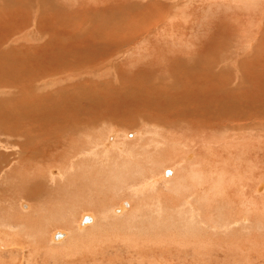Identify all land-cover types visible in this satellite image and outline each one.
<instances>
[{"label":"bare ground","instance_id":"obj_1","mask_svg":"<svg viewBox=\"0 0 264 264\" xmlns=\"http://www.w3.org/2000/svg\"><path fill=\"white\" fill-rule=\"evenodd\" d=\"M65 1L63 0V2H65ZM147 1L148 0L143 1V3L145 2L148 5L147 8L149 7V5L158 4V3H155L154 0H152V1L149 0L148 2ZM177 1H179V0H177ZM177 1H175V2H177ZM207 1L208 0L202 1L204 6H206L208 4V3H206ZM237 1H238L237 3L240 4V5L236 4L235 3L236 0H235L234 4L237 5V8L240 6L242 9V7L244 6L243 8L245 9L247 7L246 9L250 10V12L251 11L257 12L259 10L258 7L260 8V6H261L260 4L262 3L261 0H237ZM19 2H20V0H2V1H0V12L2 11V9H4V7H6V5H7V7H15L19 4ZM22 2H24L27 5L26 8L29 7V9H30V5H32V7L30 9L32 11H33V8H34V10H36L35 9L36 5H38V7H39V5H41L43 8L44 7L46 8V10L44 12L54 11V12H57V14L59 11L63 10V5L65 4V3H62L63 4L62 5L60 0H25V1L22 0L20 4L24 5V3H22ZM135 2L136 3L131 2V3H129V5L135 6L137 4H142L137 0H135ZM72 3H73V1H72ZM231 3H233V1H231ZM67 4H69V3H67ZM67 4H65L64 6H66ZM160 4H161V6H163V4L161 2H160ZM181 4L182 3H180V6L182 8L183 4L182 5ZM262 4H264V1ZM23 5H21V6H23ZM168 5L169 4H167V7H168ZM176 5H177V3L174 6L176 7ZM187 5H188V3H187ZM208 5L210 7L211 4H208ZM75 6L76 5H74V7ZM138 6H141V5H138ZM158 6H159V4H158ZM18 7H19V5H18ZM66 7H68V6H66ZM168 8L165 7L164 9L167 10ZM176 8H179V7H176ZM176 8H174V9H176ZM181 8H179L180 10H177V13H178V11H184V9L186 8V5H185V8L183 7L184 8L183 10H181ZM70 9H71V7H70ZM169 9L172 12L174 11L171 8H169ZM19 10H20V8H19ZM38 10L39 9L37 8L36 11H38ZM68 10H69V7H68ZM68 10L66 9V11H68ZM187 10L190 12V9H186V11ZM238 10H239V8L237 9L236 14L238 12H240V14L245 12L244 10L243 11H238ZM21 11H26V9L21 10ZM32 11H30V12H32ZM99 11H100V9H99ZM144 11H146V10H144ZM155 11L159 13V11H157V9ZM155 11H154V13H156ZM162 11L164 12L165 10H162ZM171 11H168V12L171 13ZM39 12H35V14L39 13ZM44 12H41V13H44ZM89 12H90V10H89ZM96 12L98 13L97 10H96ZM196 12H199V10ZM260 12H261V10H260ZM85 13H87V12H85ZM93 13L95 15V12H92L91 14L93 15ZM100 13H101V11H100ZM169 13H168V15H169ZM184 13H185V11H184ZM221 13L222 12H220V14ZM247 13H249V11ZM57 14H55V15H57ZM145 14L146 13H144V18L149 19L150 17H146L147 15H145ZM25 15H27V14H25ZM100 15L101 14H99V16ZM148 15H149V13H148ZM179 15H181V14L179 13ZM204 15H205V13H204ZM256 15H257V13H256ZM12 16H14V15H12ZM19 16H20V14H19ZM85 16H87V15H85ZM96 16L98 17V14ZM172 16H173V14H171V17H169V18H171L170 20H173ZM175 16L173 18H175ZM247 16L249 17L251 15H246V17ZM22 17L23 16H20V18H22ZM91 17H93V16L90 15L88 18H91ZM159 17H160V15H159ZM180 17H182V16H180ZM183 17H184V15H183ZM244 17H245V13H244ZM248 17H247V19H248ZM3 18H5V17L3 16ZM28 18H30V17L28 16ZM53 18H54V16H53ZM155 18H157V17H155ZM166 18H168V16ZM193 18H195V17H193ZM231 18H234V15ZM255 18H257V19H255ZM259 18L261 21H264V9L262 10V12L259 14L258 17L254 16L251 18L250 26L253 24V22H257V20H259ZM15 19H16V17H15ZM98 19H101V18L98 17ZM98 19H96V21ZM150 19H152V17ZM247 19L244 21H247ZM68 20H69V18H68ZM165 20L163 22L164 24H165ZM176 20H177V18H176ZM184 20H185V18H184ZM188 20H190V19H188ZM237 20L239 21L238 18H237ZM260 20L258 22L259 24L256 23V25H255L256 26V29H255L256 33L252 37L250 36L251 35L250 29L245 27V26H247L246 23L244 25L242 24V26H240L241 24H239L240 27L237 30L238 31L237 35L231 36V34L232 33L235 34L236 31L235 32L231 31V34L228 35L231 37H238V38L240 37L238 40H236L237 38L231 39L229 41L226 40L227 44H225L226 47H228V45H229L231 48L232 47L237 48V49L240 48L239 53L237 52L238 57H239V61H238V58L235 60V62L232 60L236 67L240 66L239 64L242 65L241 68H246L245 65H248V64L254 65L257 62V58H259L262 61V63H264V57H262L261 56L262 54H260V53L257 55L255 54L252 56V58H249V59L244 60V61L242 60L243 58L241 56L242 54H244L245 51L248 50V47H249V50L251 52L256 53V51L258 49H260L258 46L256 47V45H259V44L264 45V33L260 30L261 26H262V22ZM10 21H9V23H10ZM16 21H19V20L17 19ZM25 21L26 22H24L22 27H18L19 29L17 27H15L16 24H18V23H16L15 26L12 24L15 28H17L15 31L8 32L9 30H7L6 32H8V33H6V34L0 32V172H1L0 173V185L4 184V186L7 187V185L9 186L10 184H12L9 186V188H11L10 190H13V189H15L17 191L22 190V192L19 191L20 192L19 194H21V193L24 194V195L21 194V196H25L24 198H28V196L31 195L27 189L29 188L30 184H32L33 182H35L36 186L39 187V190L35 189L34 192L36 193L38 191L39 192L41 191V192H43V196H44V193H47V195H49L50 193H60V194H62L63 199H64V197H69L70 195L71 196H74V195L87 196L86 197L87 199L89 196V198L91 200L90 201L91 204H93V206H95V209H99V212L101 213L102 216H99V214L97 216H95L91 212L90 213H84L81 215L80 220L78 219L79 222L75 220L74 222L67 223L64 219H66V218L70 219V217H68L69 215L67 213L62 211L63 206L61 205L62 207H60V205H59L57 209L59 210V212L62 211V212H60L61 214H59V215L46 217L47 213L41 215V213H39L41 211L39 210L38 213L40 215H38L35 223L32 224V222L34 220H32L31 222H29L30 220H26L27 221L26 222L24 220L21 221V219L20 220L15 219L14 225H12L13 220L10 218L11 216L10 217L9 216H5V217L2 216V215H4V212L2 211L3 213L0 212V251H1V253H2V251L3 252L7 251V253L13 254V252H16L17 250H21V248L23 250L27 244L24 245V247H22L19 244V241H20L19 239H21V237L25 234V236H27L29 238V240L30 239H31V241H32V239L36 240V237L41 236L40 233L41 234L43 233L44 227L46 228V226H44L46 224V222L49 221V223H50V220L54 219L57 221V222L55 221L56 225H59V222L62 221V223H60L61 227L66 228L67 230H55L54 233L52 234V236L50 235V238H48L49 241L46 240L48 242V245L52 244V245H55L58 247L59 245H63L64 243L68 242V243H70V245H72L70 247L74 248L75 246H73V245H76V243L77 244L79 243V240H80L79 236L80 235L82 238L83 237L82 234L91 233V231L94 230L95 226H99V228H101L103 230L102 231L103 234L102 235L99 234L100 236H97V237L94 236L96 234H94V235L91 234V237L92 236L95 237L94 239L92 237V239L90 240V243H93L92 244L93 247L95 246V243H94L95 241L96 242L101 241V242H99L100 243L99 246H102L105 243H110L111 239H109V238L113 237V238H115L114 241L112 242L114 245L115 244H122L126 247H127V245H134L133 246L134 252L138 253L140 255V252H143V246H144L143 241L144 240L140 239V238H142V237H139V236H142V235H140V233H139V236L137 239V236H136L137 233L134 230L136 227L133 228L134 232L136 233L135 234L136 238H132V236H131L132 233L130 232V229H125V230L122 228L121 229L120 228L109 229L110 226H108L106 223V216H109V215L114 216L115 214H117L118 216H122L125 213V210L130 209V203L126 202V201L122 202V203L118 202L119 207H117L116 210L111 211V212H107L103 208L109 204V202L113 199V197L119 196L122 192L123 193L125 192V194H123V196H125L128 193L126 196H128L130 194L131 197L134 196V197H137L138 199L140 197L143 198L144 197V191L147 193L154 191L153 188L155 186L157 187L158 182H160L159 180L164 181L168 187L170 186L172 189H169V190L172 191V193H174L176 196L174 195L175 197L174 196L171 197V198H175L174 200H172L171 198H170L171 200H168V198H167L165 202L163 201L164 206L161 207L162 211H160L156 222L153 219V221L155 222L154 228H158V230L156 232H154V235H153V240H154V237H156V239L154 240V242H155L154 244L155 245L163 244L164 247H166V249L172 248V250H173V247L171 245H176V244H178V242L182 243L183 246H184V244H188L191 246L195 245V246L199 247V245H201V243L200 242L199 243L194 242L192 240L194 238H192L191 240L190 239L180 240L181 238L179 239L177 236V235H181L184 237H187V236L194 237L195 233L193 232L192 227H191V229H188L187 231H185V233L183 232L184 230H182L183 228H187V227L190 228L191 224H190V226H186L188 224V222H186L187 223L186 225L184 224V222L183 223L180 222L181 224L179 225V222H176L177 220L176 221L174 220L175 223L170 222L169 220H171L172 216L169 215L170 216V219H169L168 217H166L163 214H167L168 212L170 213L173 211L175 212L176 210H179L180 208L184 209V210H186V208H188L189 211L187 213L191 214L190 211L194 210L193 208L196 205V204H194L195 203L194 201H198L196 199H199V200L202 199L203 201L205 200L204 202L202 201V203H204V204H206L207 201L209 202L210 198H214L212 200H215V201H216V198L217 199L220 198V200L223 201V200H225L224 197L228 196L227 192H225V190H227L228 188L232 189L233 187H235L237 189L238 188L239 189L240 188L246 189V186H244V184H243V179H241L242 176H240L241 172H239V173L236 172L235 165H234L235 162L233 163V165H231L230 163H229V165L225 164L226 166H229V167L233 166L232 168H233L234 172L228 171L229 167H228V170H227V167H226V169H225V167H223L224 166V164H222L223 160L221 161L222 165L218 162L222 166L221 168H216L217 165H214L212 163V161H213L212 158H216V157L218 158V156H220L221 154L223 155L224 154L223 152L225 149L234 150L233 153H230V151L228 152L227 150H225V152H228L227 154L230 153L229 156H232V155L235 156V155H238L237 151L240 152V151L245 150L244 152H247L248 150L246 151L245 148L248 147V149H249L250 146L253 147V145L255 144L256 137L258 134H257V132H252V133H250V132H251V130H255L259 127L258 120L256 119V116H257L256 114H258V113H256V110L258 108L255 107V109H252L253 108V106H252V108H250L252 113L250 112L249 116H248V112H247V114H245L244 111L241 110L242 109V107H240L241 106L240 105L241 100H239L240 99V97H239L240 91L239 92L237 91L238 86L236 85L239 83H244V84L247 83V82H245L246 79L244 78V72L243 71L240 72L238 70V68L233 69L234 66H232V67L227 66L226 68H224L223 67L224 62L221 63L222 58L220 59V57L218 55L212 56L211 55L212 53L211 54H210V52L208 53V51L206 49H208L209 47L206 49L204 48L206 50L205 53L210 54L208 56V55L200 53L199 51L198 52L195 51V50H197L196 48L198 47V45H197V47L195 46L196 47L195 50H193V48H192V50H189V48L188 49H182V48H180L181 47L180 46L179 48L181 50H179L180 53L177 52L178 54H180V55L177 54L178 56L177 55L174 56V54L176 52L175 50H174V52L169 50L171 53H173V56L169 58V62H171L169 64L170 66L169 65H167V66H169L168 69L170 67H172L171 69L173 71L170 72L169 71L170 69L168 70L166 68V65H165L163 70L161 69L162 67L161 68L159 67V70L161 69L162 71L161 70L160 71L157 70L154 72L152 71L153 72L152 75H154V76L151 78V80H149L150 77L147 78L149 81H146V85L149 88V90H151L153 95L151 94V95L147 96L144 94L142 96L143 97L147 96V97H144V98L142 97V99L140 101V102H142V100L144 99L143 100L144 103L146 102L147 105H149V102L153 103L152 100H154V104H155V101L156 100L158 101L159 97L166 98V99H164V101H163V99H160V101L162 100V102H164V104L159 102L163 106H161L158 109L157 108L154 109L155 106L150 105L146 108L148 110L152 109V110H154V112L151 111L148 113H146V111H145L146 108L144 109V107H143L145 112H139V113L135 112L136 114H133L134 113L133 112L130 114L131 116L128 114L119 115V114H117V112H116V114H115V112L110 113V111L109 112L104 111V112H101L98 114L93 112L94 115H92V113L87 115V111L91 112V109L93 110V108H94V110H95L96 107L98 108L100 106L101 96H103V94H99V93L103 92L104 90L109 91L111 89L110 84L113 85L114 81L107 80V82L106 81L101 82V81H99V79L102 77H105L106 74L109 72V69H112L115 67L114 65H113V67H111L113 64V60H115V59L113 58L110 62L104 63L105 65H103L101 68H99L98 72L96 71L97 72L96 74H98V75H95V74H93V76L91 75L92 78L88 79V80H84L83 85H82V82L81 83L79 82V80L80 81L82 80V79H79L82 76L75 79L76 78L75 76L80 75V74L70 73V71H73L75 69H72V68L70 69L67 67V65H61L60 69H59L60 71H58V72L52 71V72L48 73L46 71V72L42 73V75H40V76H38V75L34 76L35 78L29 83V88H30L29 93L26 91L22 92V91H20L21 89L15 88L12 84H8L7 81L3 80V78L5 77V71H4L5 68L3 69L1 64H2V61H5L6 59H11L10 61L12 63H16V64H18L21 60L24 62L26 61V63H27V61L28 62L31 61V57L37 55V52H39L40 50H41L40 52H42L43 47H38V46H35L38 48V50L35 48H29V46H26V45H25L26 46L25 48H16L15 47V45H17L21 41L25 42V41L30 40L29 38H31L32 40L33 39H38V40L43 39V37L41 35L34 33V31H33L34 27L32 25H30V23H28L29 20L26 19ZM35 21H36V19H35ZM108 21H110V20H108ZM117 21H120V20L117 19ZM147 21H151V20H147ZM208 21H209V19H208ZM220 21H223V20H220ZM238 21H237V23H238ZM2 22L4 23L5 20ZM87 22H85V23L88 24ZM127 22H128V20H127ZM166 22H167V20H166ZM169 22L172 23L173 21L172 22L169 21ZM175 22H178V20ZM182 22L185 23V21H182ZM182 22H180V24H182ZM189 22H191V21H189ZM217 22H215V24ZM239 22H241V19ZM43 23L45 24V22H43ZM104 23H105V21L103 22V24ZM163 23L159 22V24H160L159 27H161ZM191 23H190V25H192ZM209 23L211 24V22H209ZM234 23H235V21H234ZM237 23H236V25H238ZM44 24H42V25H44ZM66 24H68V23L66 22ZM123 24H126V23L124 22ZM151 24H153V22H151L150 25ZM167 24H169V23L167 22ZM167 24L163 25V26L166 27V26H168ZM185 24H183V25H185ZM175 25L176 24L174 23V26ZM188 25H187V27H188ZM218 25L222 26L223 24L221 22ZM3 26H4V24H3ZM10 26H11V24H10ZM13 26H12V29H14ZM115 26L119 27V24L115 25ZM148 26H149V24H148ZM163 26H162V28H163ZM174 26H172V27H174ZM176 26L179 27L180 25H176ZM215 26H217V25H215ZM219 26H217V29ZM6 27L7 26H5L3 28H6ZM77 27H79V26H77ZM127 27H128V25H127ZM225 27H227V24H225ZM228 27H230V26H228ZM251 27H254V25H252ZM71 28H73V27L71 26ZM153 28H154V26H153ZM180 28H182V26ZM8 29H11V28H8ZM85 29H88V28L85 27ZM89 29H88V31H89ZM157 29H158V27L155 30H157ZM189 29H187V31H189ZM193 29L194 28H192V30ZM201 29H203V28H201ZM223 29L225 30V28H223ZM1 30L2 29H0V31ZM116 30H117V28H116ZM158 30H160V29H158ZM158 30H157V33H158ZM81 31L83 32L82 29H81ZM150 31L151 30H149V32ZM165 31H167V29ZM175 31H177V30H175ZM55 32H53V33L55 34ZM74 32L69 34V35L73 34L71 37L72 39H69L66 42L73 41V43H74L75 39H79L81 36H83L82 33L81 34L80 33L75 34ZM112 32L115 33V31H112ZM147 32L148 31H146V33ZM170 32H172V31H170ZM180 32H181V29H180ZM203 32H201V33H203ZM209 32H212V31H209ZM223 32L225 33V31H223ZM101 33L102 32H100V34ZM114 33H113V35H115ZM154 33L152 30V32H151L152 36H154ZM164 33L166 34V32H164ZM177 33L179 34V29H178ZM183 33L186 34L185 31ZM206 33H207V30H206ZM224 33H223V35H224ZM226 33L228 34V31ZM108 34H110V33H108ZM178 34H176V35L178 36ZM209 34L212 35L211 33H209ZM209 34L207 33L206 35L209 36ZM257 34H260L259 38H257ZM87 35H89V34L87 33ZM106 35H107V33H106ZM106 35H104V36H106ZM155 35H156V33H155ZM159 35L161 36L163 34H160V32L158 33L159 38H157V39L160 40ZM206 35H205V38H206ZM152 36L148 35V37H150V38ZM177 36L175 37L176 39L179 37V36L178 37ZM183 36L185 37V35H183ZM183 36H180L179 38H181V37L183 38ZM208 36H207V38H208ZM66 37L67 36H65V38ZM107 37H108V35L104 38H101V36L93 37V38L97 39L98 42H101L102 40H107ZM144 37L147 38L144 41H147V43H149L148 42L149 38L146 37L145 34H144ZM215 37H216V35H215ZM217 37H218V35H217ZM99 38H100V41H99ZM153 38H155V36ZM168 38H169V36H168ZM179 38H178V42H179ZM243 38L244 39L245 38L251 39L253 41V44H249L248 47L244 46L242 43ZM164 39H165V35H164ZM59 40H61V39H59ZM185 40H186V38L184 39V41ZM204 40H206V42L210 41L209 38L204 39ZM97 41H95V42H97ZM199 41H201V40L199 39ZM212 41H213V39H212ZM57 42L59 44V41H57ZM169 42L170 41H168V44H170ZM52 43H54V42H52ZM119 43H121V42H119ZM145 44H146V42H145ZM200 44H202V43H200ZM205 44L206 43L204 42V44H202L201 46H203ZM207 44H210V42ZM44 45L46 47L45 49H47V45L43 44V46ZM50 45L51 46L53 45L55 47L54 44H50ZM60 45H58V46L60 47ZM137 45L139 48L141 47L139 44H137ZM137 45H136V47H137ZM147 45H149V44H147ZM153 45H155V44H153ZM39 46H41V45H39ZM51 46H50L49 50L52 48ZM56 46H57V44H56ZM136 47H134L135 50H136ZM176 47L178 48V46H176ZM214 47H215V45H214ZM169 48H170V46H169ZM131 49H133V48H131ZM199 49L202 50V48H200V47H199ZM63 50L65 52V49L62 48V51ZM214 50H216V49H214ZM119 51H121V50H119ZM129 51H130L129 48L124 50V53L117 56L118 59L119 60L125 59L127 61L125 56L127 57V55H128V57H129L130 56L129 53L130 52L132 53V51H130V52ZM160 51H162V50H160ZM59 52H61V51H59ZM144 52H145V50H144ZM53 53H57V52L55 51ZM69 54H70V52H69ZM42 55H44V54H42ZM55 55H58V54H55ZM55 55L53 54L52 56H55ZM155 55H157V54H155ZM44 56L46 58V55H44ZM45 58H44V60L47 61ZM33 59H35V60H33ZM33 59H32V63L34 61L36 62V60H38V57H37V59H36V57ZM49 59H51V58H49ZM71 60L72 59H70L69 62H71ZM162 60H163V58H162ZM167 60H168V57H167ZM87 61H90V60H87ZM128 61L130 63V60H128ZM72 62H74V61L72 60ZM155 62H156V60H155ZM46 63L48 64V61ZM9 64H10V62H9ZM37 64L41 65V63H37ZM228 64L230 66L231 63H228ZM30 65H32L31 62L29 64V66ZM87 65H91V64L89 63ZM226 65H227V63H226ZM232 65H233V63H232ZM27 66H25L24 68H26ZM38 66H36V69ZM154 66H156V65H154ZM157 66H159V64H157ZM50 67H52V66H50ZM73 67H75V64ZM15 68H17V67H15ZM22 68H19V69H22ZM91 68H93V67H91ZM96 68L98 69V67H96ZM119 68H117V72L119 71ZM6 69H7V67H6ZM226 69H229L230 74H228V72L227 73L225 72ZM25 70H24V72H25ZM28 70H26V71L29 72ZM31 70H32V67L30 69V72H32ZM76 70H77V68H76ZM112 70H114V69H112ZM244 70H246V69H244ZM16 71H18V70H16ZM16 71H13V72H15L14 74L17 73ZM27 72H26V74L28 75ZM39 72H41V71H39ZM88 72H86V73H88ZM112 72L110 70L109 74ZM150 72H149V74L151 76L152 72L151 73ZM23 74H25V73H23ZM104 74H105V76H104ZM113 74H115V73H113ZM31 75H30V77H31ZM62 75H64L65 77H63ZM82 75H83V73H82ZM125 76H127V75H125ZM22 77L24 79L25 75ZM26 77H28V76H26ZM153 78H154V81H153ZM234 78H241V79L237 80L236 82H232V80ZM257 78L260 79L259 75ZM11 79L13 80V78H11ZM92 79H94L95 81H93ZM258 79H255V80H258ZM18 80H15V82H17ZM64 80L66 82H70V81H72V82H70L71 84L66 83V84H62L60 86V84ZM134 80H135V78H134ZM12 83H14V81ZM231 83H233V86L231 85ZM114 85H116V84H114ZM129 85H131V84H129ZM56 87H60V88H56ZM116 87H118V86H116ZM128 87H130V86H128ZM133 87H134V85H133ZM81 89H82V91L79 94H77L78 93L77 91L81 90ZM112 89H114V87H112ZM122 89H124V87H122ZM145 89H146V87H145ZM263 89H264V87H263ZM135 90H137V89H135V87H134V91ZM116 91H117V89H116ZM126 91L124 93H126ZM129 91H130L129 94L131 92H133L132 86H131V90L129 89ZM16 92H19V96L15 95ZM135 92H137V91H135ZM27 94L30 95V97H32V99H34V101L28 103V100L26 98V96H28ZM68 94H72V96L70 97V96H68ZM119 94H120V92H119ZM168 94L172 95V97H174L173 95H175V98H176V96L177 97L179 96V98L180 97L181 98L179 99V101H175V100H177V98L176 99L173 98L174 100L171 99V101L173 100V102H171L169 99H167L168 98L167 96H169ZM57 95H58V97H60V96L65 97L64 100L61 101V103L65 104V107L69 108L71 105H73L78 110H80L82 113V114H80L81 116L75 115V117L73 118V116L71 114H69V115H71V117H69V118L68 117L66 118L65 115H64V117H57L56 118V116H55L52 118L51 114H53L55 112L54 110H57L61 106L60 103L56 104L54 101V100H56L54 98V96L56 97ZM155 95H158L157 96L158 99H156V100L154 98ZM106 96H108V95H106ZM114 96H116V95H114ZM92 97H94V98H92ZM125 97H127V96H125ZM138 97H140V94ZM110 98H111V96L109 97V99ZM133 98H134V96H133ZM137 98L135 97L136 100H137ZM183 99H185V101L189 100L190 103H186V104L182 105V103L184 102ZM122 100H125V98ZM139 100L140 99L138 98V101ZM182 100H183V102L180 103ZM83 101L84 102H90L91 105L88 104L87 106H82ZM135 103H136V101H135ZM179 104H181V105H179ZM142 105H143V103H142ZM156 105H158V103H156ZM254 105H256V104H254ZM165 109L166 110L169 109L168 111H170V110L172 111V112H169L171 116L168 114V112ZM214 109L216 110V112L213 111ZM97 110H99V109H97ZM165 111L167 112V114L169 116L163 114V113H166ZM127 112H124V113H127ZM229 112H231V114H232V112H234L231 117H229ZM258 112H259V110H258ZM61 113H62V111H61ZM149 113H151V114H149ZM171 113H173V115ZM66 116H68V115H66ZM54 118H55V121H54L55 125L51 126ZM50 123H51V125H50ZM49 125L51 126L50 128L48 127ZM134 129H137V131H139L138 134L140 132L149 130L151 132L149 134L152 135V140L150 138L143 137L144 142H142V139H143L142 136L137 135L138 137H136L134 135V133L136 131L135 132L133 131L130 133V131L134 130ZM120 131L121 132L124 131V132H126V134H122ZM245 131H247L248 133L244 134ZM159 147L162 148V151H163V148L166 147L165 149H167L168 151H169L168 148H170L174 152V153H171V156L169 155V157L164 158V161H160V162H163V164H165V165L167 164V161H168V163L170 162L171 164H174L175 169L173 172L168 171V173H166V174L164 173L166 176L171 175V173H172V175H171L172 177L171 176H169V178L165 177L161 173L162 169L159 171L160 166L158 167L159 169L158 168L157 169H158V172L161 173V175L158 176V173L156 172V170H157L156 169V166H157L156 163H158L159 159H160V157L157 159V157L159 156L158 155V148ZM150 148H152V149H150ZM4 150H6L7 152ZM160 150L161 149H159V151ZM167 150L165 152L169 154V152H167ZM254 150H256V149H254ZM165 152H163L164 153L163 156H165ZM170 152H172V151H170ZM247 154L245 153V155H247ZM250 154H252V153H250ZM229 156H226V157H229ZM249 157H251V156H249ZM249 157H247L246 160H248ZM154 158H156V159H154ZM220 159H222V158L220 157ZM224 159H225V157H224ZM226 159H228V158H226ZM226 159H225V161H226V163H228ZM232 160H231V163H232ZM240 160H242V159H240ZM172 161H174V162H172ZM218 161H220V160H218ZM214 162H215V160H214ZM210 163H212V164H210ZM237 163H236V166H238L237 168H239L240 166ZM254 163L255 162H253V164ZM163 164H162V166H163ZM215 164H216V162H215ZM241 164L242 163H240V165ZM253 167H251V168H253ZM54 168H59V169L57 171V170H54ZM163 168H165V167H163ZM172 168H173V166H172ZM52 169H53V171H51ZM164 171H166V170H164ZM237 171H239V170H237ZM240 171H242V170H240ZM253 173H255V169L253 170L252 174ZM242 175H243V172H242ZM157 177H159V179H157ZM251 177L249 175V178H251ZM58 179H60V180H58ZM253 180H255V179H253ZM263 186H264V184H263ZM263 186L261 185L262 189H263ZM5 189H7V188H5ZM229 190L230 189H228V191ZM234 190L235 189L233 188V191ZM6 191L4 190L3 192H6ZM17 191L16 192L13 191V192L17 193ZM13 192L11 191V193L14 195L15 193H13ZM224 192L226 194L223 197ZM231 192L232 191H230L229 193H231ZM239 192H241V191L239 190ZM151 193H153V192H151ZM151 193H149V194H151ZM261 193H263L262 190H261ZM8 194H9V192H8ZM236 194H238V193H236ZM10 195H9V197H10ZM250 195L251 196H249L250 198L248 199L249 201L251 200V197H253L252 194H250ZM0 196H2V195H0ZM55 196H56V194H55ZM237 197H239V196H237ZM237 197H236V199H237ZM47 199H49V198H47ZM66 199H68V198H66ZM158 199H160L159 196H157V200H154V201H156L154 203L156 208H154V209L151 208V209H153V212L155 213V215H157L158 211H159V208H158L159 206L157 205V203H159ZM229 199H231V198H229ZM253 200H251V201L253 202ZM42 201L44 202L43 199H42ZM85 201H86V199H85ZM225 201L227 203V200H225ZM231 201H232V199L230 200V203H231ZM249 201L248 202L246 201L247 202L246 207H248V208H249V206L251 207L252 205H254V203L249 202ZM4 202H7V201H4ZM39 202H41V201H39ZM64 202H65V200H64ZM69 202H71V200H69ZM1 203L2 202L0 201V205L4 204V206L8 207V204L12 203V201L9 203L7 202L8 204L6 203V205H5V203H2V204ZM23 203H24V201H23ZM198 203H199V201H198ZM228 203H229V201H228ZM68 205H66V208H68L67 207ZM134 205H135V202H134ZM139 205L140 206L142 205L140 210H139V212L142 214L144 211V207H145L144 206V199L142 200V204H139ZM242 205L245 206V204H243V203H242ZM36 206H35V212L34 213L37 212ZM91 206L92 205H90V207ZM197 206H199V205H197ZM200 206H203V205L201 204ZM45 207H46V205L44 207H42L41 210L43 211ZM85 207L86 206L84 205V208ZM133 207H136V206H133ZM23 208L27 211L22 212L23 209L22 210L20 209L22 214L24 216L25 215L30 216L32 210L31 209L28 210L29 209L28 204H26V206H24ZM68 209H70V208H68ZM68 209L66 212H68ZM48 210H49V208H48ZM245 210L244 209L242 210V212L244 211V214L240 213V211L237 210L238 212H236L235 215H232L231 219H229V221L227 220L228 223L226 222L225 224L227 226L228 225L230 226L231 223L232 224H234V223L239 224L240 223L241 226H245L246 229L254 228L256 223L253 222L251 214H248V210L247 211H245ZM0 211H1V208H0ZM252 211H254V209L251 210V212ZM130 212H131V210H130ZM132 212H131V214H132ZM52 213H54V212H52ZM147 213H148V211H147ZM179 213H181V212H179ZM199 213H200V210H199ZM241 214H243V215H241ZM133 215H135V213ZM177 215H178V212H177ZM1 216H2V218H1ZM24 216H21V217L24 218ZM198 216H201V215L199 214ZM198 216H196V217H198ZM26 217H25V219H26ZM71 217H72V215H71ZM127 217H128V214H127ZM175 217H176V215H175ZM187 217H189V216H187ZM187 217H186V219H187ZM191 217L193 218L194 216H191ZM202 218L207 220L206 219L207 217L205 218L204 216H202ZM186 219H184V220L186 221ZM200 219H201V217L198 220H200ZM187 220H189V219H187ZM236 220H238V221H236ZM153 221H152V224L150 223L148 226L153 227ZM209 221H210V218L206 222H209ZM149 222H150V220H149ZM211 222L212 221H210V223ZM243 223H245L246 225H243ZM262 223H263V221H262ZM91 224H92V226H91ZM211 224H210V226H211ZM175 225H177L179 227V228H177V230H176L177 226L175 227ZM194 225L195 224H193V226ZM89 226H91V227H89ZM143 226H145V225H143ZM210 226H209V228H210ZM86 227H89V228H86ZM123 227H124V225H123ZM206 227H208V226H206ZM127 228H128V226H127ZM200 228H202V227H200ZM257 228H258V226H257ZM261 228H263V227H261ZM164 229H166L167 232ZM171 229L176 230L177 233H175V231H172ZM178 229H180L179 233H178V231H179ZM144 230H140V231L144 233ZM150 230H152V229H150ZM186 232L188 233V235L186 234ZM235 232H238V231H235ZM20 233H22L23 235L20 236ZM199 233H201V232H199ZM247 233H249V232H247ZM43 234L46 235V233H43ZM49 234H48V236H49ZM85 234H84V236H85ZM192 235H194V236H192ZM17 236L20 237L18 239L19 241L17 240ZM199 236H201V235H199ZM205 236H206V233H205ZM46 237H47V235L45 236V238ZM197 237H198V235H197ZM201 238H203V237H201ZM41 239H42V237H41ZM195 239H196V237H195ZM22 240H24V239H21V241ZM42 240H41V243H42ZM104 240H106V241H104ZM203 240L206 241V238H204ZM31 241H29V242H31ZM83 241H84V239H83ZM37 242H38V240H37ZM81 243H83V242H81ZM202 243L205 244V242H202ZM33 245H35V244H32V246ZM37 245H38V243H37ZM111 245L112 244H110L109 246H111ZM36 246H34V247H36ZM76 246H78V245H76ZM206 246L208 248V245H206ZM26 247H30V246L27 245ZM34 247H32V248H34ZM59 247H58V249H60ZM89 247H91V246H89ZM197 247H196V249H197ZM96 248L98 249L99 247H96ZM238 248H240V246ZM40 249H41V247H40ZM76 249H78V248H76ZM91 249H92V247H91ZM97 249H95V251H97ZM99 249H103V248H99ZM200 249H202V248H200ZM35 250H38V249L35 248ZM65 250L67 251V249H65ZM170 250H168L169 253H171ZM32 251H33V249H32ZM32 251H31V253H33ZM168 251H166L165 253H167ZM204 251H206V250H204ZM19 252H23V251H19ZM98 252H99V250H98ZM205 253H207V252H205ZM51 254H52V252H51ZM100 254H101V252H100ZM245 254L247 255V253H245ZM30 255L32 256V254H30ZM28 257H30V256H28ZM0 258H2V257H0ZM11 258H13V257H11Z\"/></svg>","mask_w":264,"mask_h":264},{"label":"rangeland","instance_id":"obj_2","mask_svg":"<svg viewBox=\"0 0 264 264\" xmlns=\"http://www.w3.org/2000/svg\"><path fill=\"white\" fill-rule=\"evenodd\" d=\"M0 1H2V0H0ZM21 1L22 0H20V2L18 4L19 7H18V5L15 6V7H7V5H6V7L3 6L4 9H2V11L0 12V29H2L0 32L6 34L8 32L15 31L18 27H22V25L24 24V22H26L25 20L27 19V20L30 21V22L28 21V23H30V25H32L34 27V29H33L34 33L41 35L43 37V39H40V40L33 39L32 40L31 38H29L31 41L30 40L25 41V42L24 41H21L20 43H18L17 45H15V47L16 48H25L26 46H29V48H35V49L38 50V48L35 47V46H38V47H43L42 48L43 50H42V52H40L41 50L39 52L36 51L38 56L36 55V56L31 57V61H29V62L27 61V63H26V61L24 62V61L21 60L18 63L19 64L18 65L16 63H12L10 61L11 59H6L7 61L6 60L5 61H2V64L1 65H2L3 69L5 68L4 71H5V77H6V78L4 77L3 80L4 81H7L8 84H12L15 88L21 89L20 91H22V92L23 91H26V92L29 93V89H30L29 88V83L35 78L34 76H37V75L40 76V75H42V73H44L46 71L48 73L49 72H52V71L53 72H58V71H60L59 69H60V66L61 65H67L68 68L75 69L73 71H70V73H72V74H75V73L80 74V75L75 76L76 77L75 79H77V78H79V77L82 76L83 78L82 77L79 78V79H82L81 81L79 80V82L80 83L82 82V85H83V81L84 80L91 79L92 76H93V74L98 75L96 73L98 72L99 68H101L103 65H105L104 63L110 62L114 58L115 60H113V64L111 66V67H113V65L115 66L114 68H112L114 70L109 69V72H110V70H111V72L112 71L113 72L110 73V74L108 72L106 74V76L104 74L105 77H102V78L99 79V81H101V82H103V81H106L107 82V80L114 81L113 82V85L110 84L111 89H112V87H114V89H112V90L110 89L109 91L108 90H104L103 92H100L99 94H103V96H101V102H100L101 104H100V106L98 108L96 107L95 110H94V108H93V110L91 109V112H88L87 111V115L88 114H91V113H92V115H94L93 112H95L96 114H98V113H101V112H104V111H107V112L110 111V113L115 112V114L117 112V114H119V115H124V114L130 115L133 112H134L133 114H136L135 112L139 113V112H145V111H146V113L151 112V111L154 112V110H152V109L151 110H148L146 107H148L150 105H152V106L154 105L155 106L154 109H156V108L158 109L161 106H163L159 102H161V103L164 104V102H162V100L160 101V99H163V101H164V99H166V98L159 97V100L157 101L156 99H158V97H157L158 95H155L154 96V98L156 100L155 101V104H154V100H152L153 103H150L149 102V105H147L146 102L144 103V101H143L144 99L142 100V102H140L141 99H142V97H143L142 95H144V94L147 95V96L148 95H151V94L153 95V93L151 92V90H149V88L147 87L146 81L151 80V78L154 76V75H152L154 71H157V70L160 71L161 69L163 70L164 67H165V65H166V68L168 69V67L170 66L169 64L171 63V62H169V58L173 56V53H171L169 50H171L173 52L175 50L176 51L175 54H174V56H175L178 53H180V51H179V50H181L180 48H182V49H188L189 48V50H192V48H193V50H195V48L198 45V47L196 48L197 50H195V51H197V52L199 51L200 53L205 54V55H208V56L211 53H212L211 54L212 56H217L218 55L220 57V59L222 58L221 59V63L224 62L223 63L224 64V66H223L224 68H226L227 66L228 67L234 66L233 69H235V68L237 69L238 68V70L240 72H242V71L244 72V78L246 79L245 82H247V83L246 84H244V83L236 84L238 87L235 85L237 87V91L238 92L240 91V96H239L240 97L239 100H241L240 101V105H241L240 107H242L241 110L244 111L245 114H247V112H248V116L250 115V112L252 113V111L250 110V108H252V106H253L252 109H255V107L258 108L256 110V113H258V114H256L257 115L256 116V119L258 120L259 127L257 129H255V130H251V132H250V133L257 132L258 135L256 137V141H255V144L253 145V147L250 146L249 149H248V147L245 148L246 151L248 150L247 152H244L245 150L244 151H240L241 153L239 151H237L238 155L229 156V154L230 153H233L234 150H230V149L227 150V149H225L228 152L230 151V153L227 154L228 152H225V150H224V152H223L224 154L223 155L221 154L220 156H218L219 159L216 157V158H212L213 161L211 160L214 165H217L216 168H221L222 167L221 165L224 164L223 167H225V169L227 167V170H228V167L229 166H226V165H229V163L231 165H233V163L235 162L234 165H235L236 172H238V173L241 172V175L240 176H242L241 179H243V184H244V186H246V189L247 190L245 188H244L245 189L244 190L242 188H240V189L238 188L237 189V188L233 187L235 189L233 191V188L232 189L231 188H228V189H230L229 191H228V189L225 190V192H227V195L228 196L224 197V195L226 194L225 192L223 194V197H224L225 200H227V203H226L225 200H223L224 202L221 201L220 198H218V199L216 198V201L215 200H212L214 198H210L211 197L210 195H209L210 196L209 198L211 200L209 199V202L207 201L206 204L202 203V201H203L202 199H200V200L199 199H196V200L199 201V203H198V201H194L195 202L194 204H196L195 205L196 208L194 207L193 208L194 210H191L190 211L191 214L190 213L189 214L187 213L189 211L188 208H186V210L180 208L179 210H176L175 212L173 211L174 213L173 212H170V213L168 212L167 214H163L166 217H168L169 219H170V216L169 215L172 216L171 220H169L170 222H174V220L175 221L177 220L176 222H179V225L181 224L180 222H182V223L184 222L185 225L187 224L186 222H188V224L186 226H190V224H191L190 228L187 227V228H183L182 230H184L183 232L185 233V231H187L188 229H191V227H192L193 228V232L195 233L194 234L192 232L195 235V236L192 235L194 237L187 236L188 235L187 232H186V234H187L186 236L187 237H184V236H181V235H177V234L176 235L178 236L179 239L181 238L180 240H182V239H184V240L190 239L191 240L192 238H194V239H192L194 242H196V243L197 242L198 243L200 242L201 243V245H199V247H197L195 245L194 246H191V245H188V244H184V246H183L182 243H179L178 242V244H176V245H171L173 247V250H172V248H170L171 249L170 250V249H166V247H164L163 244H160V245H155L154 244L155 243L154 240L156 239V237H154V240H153V235H154V232H156L158 230V228H154L155 227V224L154 223L156 222V220H157V218L159 216L160 211H162V208L161 207L164 206L163 201L165 202L167 198H168V200H171V199L174 200L175 199V198H171V197H173L175 195L174 193H172V191L169 190V189H172V188L170 186L168 187L164 181L159 180L160 182H158L157 187L156 186L154 188L152 187L154 189V191H151V192H153V193L149 192V193H151V194H149V193H147V192L144 191V197L143 198L140 197L138 199L137 197H134V196L131 197L130 194L128 196H126L128 194L127 192H126L127 194L125 196H123V194H125V192L124 193L122 192L119 196L113 197V199L109 202V204L106 205L103 208L107 212H111V211L116 210L117 207H119V203L118 202L122 203V202H125L126 201V202H129L130 203V209L129 210H125V213L123 212L124 213L123 215L121 214L123 217L122 216H118L117 214H115L114 216H110V215L109 216H106V223H107L108 226H110L109 229H112V228H117V229L118 228H120V229L122 228L124 230L125 229H130V232L132 233V235H131L132 238H136V236H137V239H138V236H139V233H140V235H142V236H139V237H142L140 239L141 240L142 239L144 240L143 241V243H144L143 252H140V255L138 253H135L134 252V250H133V246L134 245H127V247L124 246V245H122V244H115L114 245L112 242L114 241L115 238H113V237H110L109 238V239H111V242L110 243H105L102 246H99V244H100L99 242H101V241H97L98 243L95 241L94 242L95 243V246L93 247V245H92L93 243H90V240L92 239V237L94 239L95 238L94 236L97 237V236H100V235L103 234L102 233L103 230L101 228H99V226H95L94 227V230H92L91 233H86V234L84 233L85 236H84V234H82L83 235L82 238H81V235L79 236V239H80L79 240V243L78 244L76 243V245H78V246L73 245V246H75L78 249H76L75 247L74 248H71L70 246H72V245H70V243H68V242L64 243L63 245H59L60 247L59 246L58 247L60 249H58V247L55 246V245H52V244H49L48 245V242H47V241H49L48 238H50V235L52 236V234L54 233L55 230H67L66 228L61 227L60 223H62V221L59 222V225H56L55 223L57 221L53 219V220H50V223H49V221L46 222V224L48 226L45 224L44 226H46V228L44 227V231L42 230L43 233H46V235H47L46 238H45V236H46L45 234H43V233L41 234L40 233L41 236L36 237V240L32 239V241H31V239L29 240V238L27 236H25V234L23 232L22 233L24 235L22 233H20V236L23 235L21 237V239H24V240L21 241V239H19L20 237L17 236V240L19 239L21 241L20 242L18 240L19 241V244L22 247H24V245H26V244L29 245L30 247H26L27 246L26 245L23 250L21 248V250H17L16 252H13V254L7 253V251H4V252L2 251V253H1V251H0V257H2V258H0V264L1 263L2 264H13V263L14 264L15 263L16 264L17 263L18 264H28V263L29 264L30 263L31 264H74V263L75 264H264V238H263L264 237V186H263V184H264V89H263V87H264V63H262V61L259 58L256 57L257 58L256 64H254V65H249V64L248 65H245L246 68H241L242 65L239 64L240 66L237 65L238 67H236L235 64H234V62H235V60L237 58H238V61H239L238 53H239V49L240 48H238V49L237 48H233V47L231 48L229 45H228V47L225 46V44H227V41H229L231 39H236V38H237L236 40H238L240 38V37L238 38V37H231V36L237 35V32H238L237 30H238V28L240 26H242V24L244 25L246 23L247 26H245V27L249 28L250 31H251V35L250 36L251 37L254 36V34L256 33V30H255L256 29V26L255 25H256V23L259 22L260 18H259V20H257V22H253L252 25H254V27H251L252 25L250 26V24H251L250 21H251V18L252 17H254V16L258 17L259 14L262 12V10L264 9V4H262L264 0H261V2H262V3L260 2L261 3L260 4L261 6L259 5L260 8L258 7V9H259L258 11L260 12V10H261L260 13L258 11L257 12L256 11H251L250 12V10L246 9L247 7L245 8L247 10L246 11L243 8L244 6L241 9V7L239 6L240 4L237 3L238 2L237 0H236V2H235V0H228V1L227 0H219L220 2L218 0L217 1L216 0H212V1L211 0L209 1L208 0L206 3L211 4L210 7H209L208 4L206 6H204V4L202 2L203 0L202 1L201 0H179V1H177V0H174V1L173 0L172 1L171 0H154L155 3H158L159 4V6H158V4L149 5L148 8H147L148 5L145 2L143 3L144 0L143 1L142 0H137L140 3H142V4H137L135 6L129 5V3H131V2L132 3H136L135 0H68V1L67 0L66 1L64 0L65 2H63V0H60L61 1V4L62 3H65V4L69 3V4L66 5V6L69 7V10H68V7L64 6L65 4L64 5L62 4L63 5V10H62L63 12L62 11H59L58 14H57V12H54V11H51V12L50 11H46V12H44L46 10V8L44 7L45 8L44 9L41 5H39V7H38V5H36L35 9L37 10V8H38L39 9L38 11L34 10V8H33V11H32V10H30L31 7H32V5H30V9H29V7L26 8L27 5L24 2H22V3H24V5L23 4H20ZM72 1H73V3H72ZM150 1H152V0H150ZM175 1H177V2H175ZM231 1H233V3H231ZM160 2L163 4V6H161ZM179 2L183 4V7L184 8H185V5H186V8L185 9L183 7L181 8ZM186 2L188 3V5H187ZM234 2L236 4H239L238 5L239 6L238 7L239 10L238 11H243L244 10L245 12H243L241 14H240V12H238L236 14L238 8H237V5L234 4ZM176 3H177L176 7L181 8V10L184 9V11H185L186 14L184 13V11H178V13H177V10H180V9L179 8H176L174 6ZM167 4H169L168 5L169 8H171L172 10H174L173 12L167 7ZM21 5H23V6H21ZM74 5H76V6L74 7ZM138 5H141V6H138ZM70 7H71V9H70ZM165 7L168 8V9L167 10L164 9ZM19 8H20V10H19ZM174 8H176V9H174ZM25 9H26V11H21V10H25ZM66 9L68 11H66ZM99 9H100L101 13H100ZM156 9H157V11H159V13L155 11ZM186 9H190V12L188 10L186 11ZM89 10H90L91 13L92 12H95V15H94V13L92 15L89 12ZM96 10L98 11V13L96 12ZM144 10H146V11H144ZM162 10H165L164 11L165 13ZM198 10H199V12H196ZM30 11H32V12H30ZM34 11L35 12H39L40 11V12L35 14ZM154 11L156 13H154ZM168 11H171V13H169ZM248 11H249V13H247ZM41 12H44V13H41ZM85 12H87V13H85ZM220 12H222V13L220 14ZM144 13H146L145 14V15H147L146 17H150V18L152 17V19H150V18L149 19L148 18H144ZM148 13H149V15H148ZM168 13H169V15H168ZM179 13L181 15H179ZM204 13H205V15H204ZM244 13H245V17H244ZM256 13H257V15H256ZM19 14H20V16H23V17L20 18ZM25 14H27V15H25ZM55 14H57V15H55ZM97 14H98V17L101 18V19H98V17L96 16ZM99 14H101V15L99 16ZM171 14H173V16H172V19L173 20H170L171 18H169V17H171ZM12 15H14V16H12ZM85 15H87V16H85ZM88 15L89 16L91 15L93 17L88 18L89 17ZM159 15H160V17H159ZM183 15H184V17H183ZM191 15L193 17H195V18H193ZM233 15H234V18H231V17H233ZM246 15H251V16H249V17L247 16L248 17V19H247ZM3 16L5 18H3ZM28 16L30 18H28ZM53 16H54V18H53ZM167 16H168V18H166ZM174 16H175V18H173ZM180 16H182V17H180ZM15 17H16V19H15ZM155 17H157V18H155ZM68 18H69V20H68ZM164 18L167 20V22L169 24H167V22H166V20ZM176 18H177L178 22L179 21L180 22L185 21V23L186 22L187 23L185 24L184 22H182V24H180V22L179 23L178 22H175V21H177ZM184 18H185V20H184ZM237 18L239 19V21L241 19V22H239L237 20ZM17 19L19 21H16ZM35 19H36V21H35ZM96 19H98V20L96 21ZM117 19L120 20V21H117ZM188 19H190V20H188ZM208 19H209V21H208ZM246 19H247V21H244ZM255 19H257V18H255ZM4 20H5V22L3 23L2 21H4ZM8 20L9 21L11 20L10 23H9ZM103 20L105 21L104 24H103V22H104ZM108 20H110V21H108ZM127 20H128V22H127ZM147 20H151V21H147ZM164 20H165V24L163 23ZM168 20L171 21V22L173 21L176 25H180V26L179 27L176 26V25L174 26V23L173 22L170 23ZM220 20H223L224 22L223 21H220ZM189 21H191V22L193 21V22L191 23ZM217 21L218 22L220 21V22L218 23ZM234 21H235V23H234ZM237 21H238V23H237ZM43 22H45V24ZM66 22L68 24H66ZM85 22H87L88 24H86ZM124 22L126 24H123ZM149 22L150 23L153 22V24L150 25ZM159 22L160 23H163L162 26L167 24L168 25V26H166L167 28L165 26H163V28H162V26L159 27V25H160ZM209 22H211L212 25ZM215 22H217L218 24H220L222 22L223 25L222 26H219L217 23L215 24ZM261 22H262V26H261V29L260 30L264 33V29H263L264 28V24H263L264 21H261ZM16 23H18V24H16ZM117 23L119 24V27L118 26H115V25H118ZM190 23L192 25H190ZM236 23L238 25H236ZM3 24H4V26H3ZM10 24H11V26H10ZM12 24L14 26L16 24L15 27H17V28H15ZM42 24H44V25H42ZM148 24H149V26H148ZM183 24H185L186 26L183 25ZM225 24H227V27H225ZM239 24H241V25L239 26ZM127 25H128V27H127ZM187 25H188V27L190 29L187 27ZM215 25L219 26L218 29H217V26H215ZM5 26H7V27L6 28H3ZM12 26H13L14 29H12ZM71 26L73 28H71ZM77 26H79V27H77ZM153 26H154V28H153ZM172 26H174L175 28L172 27ZM181 26H182V28H180ZM228 26H230L231 28L228 27ZM85 27L88 28V29L90 28L89 31H88V29H85ZM157 27H158V29H160V30L157 29L158 30V33L160 32V34H163L161 36L159 35L161 41L159 39H157V38H159L158 37L157 30H155ZM8 28H11L12 30L11 29H8ZM116 28H117V30H116ZM192 28H194V29L192 30ZM201 28H203V29H201ZM223 28H225V30ZM81 29L83 30V32L81 31ZM166 29H167V31H165ZM178 29H179V34L177 33L178 32ZM180 29H181V32L182 33L180 32ZM187 29H189V31H187ZM7 30H9V31L6 32ZM149 30H151V31L149 32ZM152 30H153V33L154 32L156 33V35L154 33V36H155V38L157 40L155 38H153L154 36H152V34H151ZM169 30L172 31V32H170ZM175 30H177V31H175ZM183 30L186 32L187 35L183 33L184 32ZM206 30H207V33L208 34L211 33L212 35H210V34H209V36L206 35L207 34L206 33ZM217 30L218 31L220 30V31L218 32ZM226 30L228 31V34L226 33L227 32ZM112 31H115V33L112 32ZM146 31H148V32L146 33ZM200 31L201 32L204 31V32L201 33ZM209 31H212V32H209ZM223 31H225V33ZM231 31L232 32H235L236 31V33L235 34H233V33L231 34ZM53 32H55V34ZM73 32L75 34L76 33H80V34L82 33L83 36L80 37L81 39L80 38L79 39H75L76 41L74 40V43H73V41L66 42L67 40L72 39L71 37H72L73 34L72 35H69V34L70 33H73ZM100 32H102L101 33L102 35L100 34ZM164 32H166V34ZM87 33L89 35H87ZM106 33L108 35L107 40H102L101 42H98L97 39H94L93 38V37H99V36H101V38H104V37L107 36ZM108 33H110V34H108ZM113 33L115 35H113ZM223 33H224V35H223ZM103 34L106 35V36H104ZM144 34H145L146 37H148V35L152 36L151 38L148 37L149 38V40H148L149 43H147V41H144V40L147 39V38L144 37ZM176 34H178L179 37L180 36H183V35H185V37L183 36V38L182 37L179 38ZM229 34H231V36H228ZM164 35H165V39H164ZM175 35L179 38V42L180 43L178 42V38L177 39L175 38L176 37ZM205 35H206V38H205ZM215 35H216V37H215ZM217 35H218V37H217ZM65 36H67V37L65 38ZM168 36H169V38H168ZM207 36L210 39V41H209L210 44H207L209 42H206V40H204V39H208ZM259 36H260V34H257V38H259ZM185 38H186V40L184 41ZM59 39H61V40H59ZM199 39L201 41H199ZM212 39H213V41H212ZM243 39H242V43H243L244 46H247L248 47L249 44H253V41L251 39H248V38H245L244 40ZM94 40L97 41V42H95ZM140 40L141 41L143 40V41L141 42ZM57 41H59V44H58ZM99 41H100V38H99ZM168 41H170L169 42L170 44H168ZM203 41L206 43L205 45H203L204 47L201 46L202 44H204ZM52 42H54V43H52ZM119 42H121V43H119ZM145 42H146V44H145ZM32 43L33 44L35 43V44L33 45ZM200 43H202V44H200ZM43 44H46L47 45V49H45L46 47H45V45L43 46ZM50 44H54L55 47L53 45L51 46ZM56 44H57V46H56ZM137 44H139L142 47V48L140 47L142 50L138 47ZM147 44H149V45H147ZM153 44H155V45H153ZM39 45H41V46H39ZM58 45H60V47ZM136 45H137V47H136ZM214 45H215V47H214ZM50 46L52 47L51 49L53 51L51 49H50L51 51L49 50ZM133 46L136 47V50H135V48ZM169 46H170V48H169ZM176 46H178V48ZM257 46L260 49H258L256 51V53L251 52L249 50V47H248V50L245 51L244 54L241 55L242 58H243L242 60L244 61V60H247L249 58H252L253 55H255V54L257 55L259 53L262 54L261 55L262 57H264V45H260L259 44V45H256V47ZM199 47L202 48L203 51L201 49H199ZM62 48L65 49V52H64V50L62 51ZM127 48H129L130 51H132V53L133 52L134 53L132 54L129 51L130 52L129 53L130 56L128 57V55H127L128 58L125 56V58L127 59V61L125 59L119 60L117 56H119L120 54L124 53V50H126ZM131 48H133V49H131ZM204 48L205 49L208 48L206 50L208 51V53L210 52V54H208V53L206 54L205 53L206 50ZM214 49H216V50H214ZM119 50H121V51H119ZM144 50H145V52H144ZM160 50H162V51H160ZM55 51L57 53H53ZM59 51H61V52H59ZM69 52H70V54H69ZM42 54L46 55V58ZM53 54L54 55L55 54H58V55L52 56ZM155 54H157V55H155ZM178 55H180V54H178ZM35 57H36V59L38 57V60L40 62L38 60H36V62L34 61L32 63V59L35 58ZM43 57L48 61V64L46 63L47 61H45ZM167 57H168V60H167ZM47 58L48 59L51 58V59L48 60ZM162 58H163V60H162ZM70 59H72L74 62H72V60H71V62H69ZM33 60H35V59H33ZM87 60H90V61H87ZM128 60H130V63L131 64L129 63ZM155 60H156V62H155ZM230 60L231 61L233 60L234 62L233 61L231 62ZM9 62H10V64H9ZM30 62H31L32 65L29 66ZM37 63H41V65L40 64H37ZM89 63L91 65H87ZM226 63H227V65H226ZM228 63H231L230 66H229ZM232 63H233V65H232ZM74 64H75V67H73ZM157 64H159V66H157ZM24 65L27 66L26 67L27 69L24 68L25 67ZM154 65H156V66H154ZM167 65H169V66H167ZM14 66L17 67V68H15ZM36 66H38L37 69H36ZM50 66H52V67H50ZM6 67H7V69H6ZM18 67L19 68H22L23 67L24 69L23 68L22 69H19ZM31 67H32V70H31L32 72H30ZM91 67H93V68H91ZM96 67H98V69ZM159 67L160 68L162 67V68L159 70ZM76 68H77L78 71L76 70ZM117 68H119V71L118 72H117ZM171 68L172 67L169 68L170 70L168 69L170 72L173 71ZM25 69L26 70L29 69L28 71L30 73L27 72ZM244 69H246V70H244ZM16 70H18V71H16ZM24 70H25V72H24ZM13 71H16L17 73L14 74L15 72H13ZM39 71H41V72H39ZM150 71L151 72L153 71V72L151 73ZM26 72L28 73V75L26 74ZM86 72H88V73H86ZM149 72L151 73V76H150ZM225 72L226 73L228 72V74H230L229 69H226ZM23 73H25V74H23ZM82 73H83L84 76L82 75ZM113 73H115V74H113ZM24 75H25V77L28 76L29 78L28 77H26V78L24 77V79H23L22 76H24ZM30 75H31V77H30ZM64 75H62V76L65 77ZM125 75H127V76H125ZM258 75H259V78L260 79L257 78ZM148 77H150L149 80L147 79ZM11 78H13V80ZM134 78H135V80H134ZM239 79H241V78H234L232 80V82H236ZM255 79H258V80H255ZM15 80H18V81L15 82ZM92 80L95 81L94 79H92ZM13 81H14V83H12ZM153 81H154V78H153ZM63 82L60 84V86L62 84L70 83L72 81L66 82L64 80ZM114 84H116V85H114ZM129 84H131V85H129ZM133 85H134L135 89H137V90H135L137 92L134 91ZM231 85L233 86V83H231ZM116 86H118V87H116ZM128 86H130V87H128ZM131 86H132V89H133V92L134 93L131 92L129 94V92H130L129 89L131 90ZM122 87H124V89H122ZM145 87H146V89H145ZM56 88H60V87H56ZM116 89H117V91H116ZM124 90L125 91L127 90L126 93L127 92L128 93L127 94L124 93L125 92ZM81 91H82V89L81 90H78L77 91L78 92L77 94H79ZM119 92H120V94H119ZM139 94H140V97H138ZM15 95L19 96V92H16ZM106 95H108V96H106ZM114 95H116V96H114ZM68 96L71 97L72 94H68ZM110 96H111V98L109 99ZM125 96H127V97H125ZM133 96H134V98H133ZM147 96H144V97H147ZM173 96L174 97H172V95H169V96H167L168 97L167 99H169L171 101V99H173V98L176 99L177 98V100H175V101H179V99L181 98V97L179 98V96L178 97L176 96V98H175V95H173ZM56 97L54 96V98L57 100V101L54 100L55 103L56 104H59L60 103L61 106L57 110H54L55 112L53 114H51L52 115V118L55 117V116H56V118L57 117H64V115H65L66 118L67 117L68 118L71 117V115L73 116V118L75 117V115L76 116H81L80 115V114H82L81 111L78 110L73 105H71L68 108V107H65V104L64 103H61V101H63L65 97H61V96L58 97V95ZM135 97L136 98L138 97L140 100L138 101V98L136 100ZM26 98L28 100V103L34 101V99H32V97H30V95L26 96ZM92 98H94V97H92ZM124 98H125V100H122ZM134 100L136 101V103H135ZM173 100L171 102H173ZM183 100H184V102H183ZM183 100L180 102V103L183 102L182 105L183 104H186V103H190L189 100H187V101H185V99H183ZM142 103H143V105H142ZM156 103H158V105H156ZM88 104H90V102H84V101L82 102V106H87ZM254 104H256V105H254ZM179 105H181V104H179ZM143 107H144V109L146 108L145 111H144ZM97 109H99V110H97ZM168 110H166V111L170 115L169 112H172V111L171 110L168 111ZM258 110H259V112H258ZM61 111H62V113H61ZM213 111L216 112L215 109ZM124 112H127V113H124ZM167 112L166 113H163V114L164 115H168ZM233 113L234 112H232V114H231V112H229V117H231L233 115ZM69 114H71V115H69ZM149 114H151V113H149ZM171 114L173 115V113H171ZM66 115H68V116H66ZM54 121H55V118L52 121V125L50 123L51 126H54L55 125V122ZM50 125L48 126L49 128L51 127ZM133 131L134 132L136 131L134 133V135L136 137H138L137 135H139V136H142V138L143 137H146V138H150L152 140V135L149 134V133H151L149 130L140 132L141 134L140 133L138 134L139 131H137V129H134V130H131L130 133L133 132ZM121 133L122 134H126V132H124V131L121 132ZM246 133H248V132L245 131L244 134H246ZM142 142H144V138L142 139ZM165 148H163V151H162V148H160V147L158 148V155L159 156L157 157V159L159 157H160V159H159V162L156 163V165H157L156 166V169L160 166L159 167L160 169L158 168L159 171L162 169V172L161 173L165 177H168L169 178V176H171L172 173H171V175H168V176H166L165 174L168 173V171H170V172H173L174 171V169H175L174 168V164H171L170 162L168 163V161H167V164L165 165V164H163V162H160V161H164V158L169 157V155L171 156V153H174V152L170 148H168L169 151L167 149H165ZM150 149H152V148H150ZM159 149H161V150L159 151ZM254 149H256V150H254ZM166 150H167V152H169V154L165 152ZM4 151H6V150H4ZM170 151H172V152H170ZM163 152H165V156H163L164 155ZM245 153L246 154L248 153V154L245 155ZM250 153H252V154H250ZM226 156H229V157H226ZM246 156L247 157L251 156V157H249L248 160H246V158H247ZM220 157L222 159H220ZM224 157H225V159L228 158V159H226L228 163H226ZM154 159H156V158H154ZM240 159H242L243 161L240 160ZM214 160H215L216 164H215ZM218 160H220V161H218ZM222 160H223V162L221 164V161ZM231 160H232V163H231ZM172 162H174V161H172ZM253 162H255L254 163L255 165L253 164ZM212 163H210V164H212ZM236 163L240 166L239 168H237L238 166H236ZM240 163H242V164L240 165ZM162 164H163V166H162ZM172 166H173V168H172ZM163 167H165V168H163ZM230 167H229V170L228 171L234 172L233 171V168H232L233 166H230ZM251 167H253V168H251ZM58 169L59 168H54V170H57V171H58ZM158 169L156 170V172L158 173V176H160L161 173L158 172ZM163 169L166 170V171H164ZM254 169H255V173L252 174V172H253ZM237 170H239V171H237ZM240 170H242V171H240ZM51 171H53V169ZM242 172H243V175H242ZM249 175H250V177L251 176L252 177L249 178ZM157 179H159V177H157ZM253 179H255V180H253ZM58 180H60V179H58ZM10 185H12V184H10ZM261 185L263 186V189L261 188ZM3 186H4V184L3 185H0V189H1L0 190V195H2V196H0V198H1L0 201L2 203H5V205H6L7 202L9 203V202L12 201V203H9V204L7 203L8 204V207L7 206H4V204L3 205H0V208H1V211L0 212L1 213L4 212V215H2L4 217L5 216H9L10 217L11 216L10 218L13 220L12 221L13 224L11 223L12 225H14V220L15 219H19V220L21 219V221H23V220L24 221L30 220L29 222H31L32 220H34L32 222V224H33V223L36 222V219H37L38 215H40L39 213H41V215L47 213L46 217H50V216H54V215H59V214H61L60 212L64 211L65 213H67L69 215L68 217H70V219L69 218L64 219L67 223L74 222L75 220L79 222L81 215L84 214V213H90L91 212L95 216H97L98 214H99V216H102L101 213L99 212V209H95V206H93V204H91V202H90L91 200H90L89 196H88V199L86 198L87 196H78V195H74V196H71L70 195L69 197H64V199H63V196L60 193H50L49 195H47V193H44V196H43V192H41V191L40 192L38 191L36 193L34 192L35 189L36 190H39V187H37L36 186V183L33 182L32 184H30L29 188L27 189L28 192H30L31 195H29L28 198H24L25 196H21L22 193L19 194L20 193L19 191L22 192V190H19V191L15 190V189L10 190L11 188H9L8 185H7V187H5V186L3 187ZM5 188H7V189H5ZM4 190L5 191L7 190L9 192V194H8L7 191L6 192H3ZM239 190L242 193L239 192ZM261 190L263 191V193H261ZM11 191L12 192L13 191H15V192L17 191L18 194L15 193V192H13V193H15L13 195L11 193ZM230 191H232V192L229 193ZM236 193H238V194H236ZM55 194H56V196H55ZM250 194H252V196H253V197H251V200L254 199L253 202L251 200L250 201L248 200L250 198L249 196H251ZM9 195H10V197H9ZM22 195H24V194H22ZM157 196H159V198H160V199H158L159 200L158 201L159 203H157V205L159 206L158 207L159 208V211H158V214L155 215V213L153 212V209L156 208V206L154 204L156 201H154V200H157ZM235 196L236 197L239 196V197H237V199H236ZM47 198H49V199H47ZM66 198H68V199H66ZM229 198H231L234 203L232 201L230 203V200L231 199H229ZM42 199L44 200V202L42 201ZM85 199H86V201H85ZM143 199H144V206L145 207H144L143 213L141 214L139 212V210H140V208H141L142 205L140 206L139 204H142V200ZM64 200H65V202H64ZM69 200H71V202H69ZM4 201H7V202H4ZM23 201H24V203H23ZM39 201H41V202H39ZM228 201H229V203H228ZM246 201L247 202L248 201L249 202H252V203H254V205H252L251 207L249 206V208H248V207H246V205H247L246 204L247 203ZM134 202H135V205H134ZM242 203L245 204V206H243ZM26 204H28V206H29V209L28 210H30V209L32 210L30 216H27V215L24 216L22 214V212L27 211V210H25L23 208L24 206H26ZM201 204L203 206H200ZM45 205H46L45 208L47 210L44 208V210L42 211L41 209ZM59 205H60V207L63 206L62 207V211H60V212L57 209ZM66 205H68L67 207L70 208V209L66 208ZM84 205L86 206L85 208H84ZM90 205H92V206L90 207ZM197 205H199V206H197ZM35 206L38 209V210L36 209V211H37L36 213L37 214L34 213L35 212ZM133 206H136V207H133ZM48 208H49V210H48ZM151 208H153V209H151ZM20 209L21 210L23 209V211L21 212ZM67 209H68V212H66ZM243 209L244 210L246 209L245 211L248 210V214H251L252 219H253V222L256 223L255 226H254V228H248V229H246L245 226H241L240 223L239 224L234 223L236 226L231 223L230 224L231 227L229 225L227 226L225 224L226 222L228 223L229 219H231L232 215H235L236 212L240 211V213H243L244 214V211L242 212ZM253 209H254V211L251 212V210H253ZM39 210L41 212H39ZM130 210H131V212L133 211L135 213V215H133L134 214L133 212L131 214ZM146 210L148 211V213H147ZM199 210H200V213H199ZM52 212H54V213H52ZM177 212H178V215H177ZM179 212H181V213H179ZM127 214H128V217H127ZM199 214L201 216H198ZM243 214H241V215H243ZM71 215H72V217H71ZM175 215H176V217H175ZM2 216H1V218H2ZM21 216H24V218L21 217ZM187 216H189V217H187ZM191 216H194V217L192 218ZM196 216H198V217H196ZM202 216H204L205 218L207 217L206 218L207 220H205L204 218H202ZM25 217H26V219H25ZM186 217L189 220H187ZM200 217H201L200 220L202 222L200 220H198ZM209 218H210V221H212L211 222L212 224L210 223V221L209 222H206V221L209 220ZM153 219L155 220V222L153 221ZM184 219H186V221ZM149 220H150V222H149ZM152 221H153V227L148 226L150 223L152 224ZM236 221H238V220H236ZM262 221H263V223H262ZM193 224H195V225L193 226ZM210 224H211V226H210ZM123 225H124V227H123ZM143 225H145V226H143ZM243 225H246V224L243 223ZM256 225L258 226V228H257ZM91 226H92V224H91ZM91 226H89V227H91ZM127 226H128V228H127ZM176 226L177 225H175V227ZM206 226H208V227H206ZM209 226H210V228H209ZM89 227H86V228H89ZM200 227H202L203 229L200 228ZM261 227H263V228H261ZM133 228H135L134 230H135V232L137 234L134 232ZM177 228H179V227L177 226L176 227V230H177ZM150 229H152V230H150ZM180 229H178L179 230L178 233L180 232ZM140 230H144V233L141 232ZM164 230L166 231V229H164ZM171 230L172 231H175V233H177L176 230H173V229H171ZM235 231H238V232H235ZM199 232H201V233H199ZM247 232H249V233H247ZM205 233H206V236H205ZM48 234H49V236H48ZM91 234H93V235L96 234V235H94V236L91 237ZM135 234H136V236H135ZM197 235H198L199 238L197 237ZM199 235H201V236H199ZM41 237H42V239L43 238L44 239L42 240ZM195 237H196V239H195ZM201 237H203V238H201ZM204 238H206V241L203 240ZM83 239H84V241H83ZM37 240H38V242H37ZM41 240H42V243H41ZM29 241H31V242H29ZM104 241H106V240H104ZM81 242H83V243H81ZM202 242H205V244L208 242L206 244V245H208V248ZM37 243H38V245H37ZM32 244H35V245L32 246ZM110 244H112V245L109 246ZM31 246L32 247L36 246V247L32 248ZM89 246H91L92 249ZM239 246H240V248H238ZM40 247H41V249H40ZM96 247L103 248V249H99V248L97 249ZM196 247H197V249H196ZM35 248H37L38 250H35ZM200 248H202V249H200ZM32 249H33V251H32ZM65 249H67V251ZM95 249H97V251H95ZM98 250H99V252H98ZM168 250H170L171 253H169ZM204 250H206V251H204ZM19 251H23V252H19ZM31 251L33 253H31ZM166 251H168L167 252L168 254L165 253ZM51 252H52V254H51ZM100 252H101V254H100ZM205 252H207V253H205ZM29 253L32 254V256ZM245 253H247V255ZM28 256H30V257H28ZM11 257H13V258H11Z\"/></svg>","mask_w":264,"mask_h":264}]
</instances>
